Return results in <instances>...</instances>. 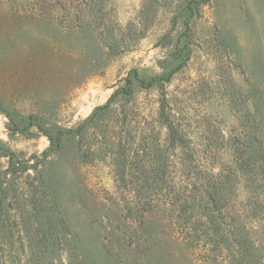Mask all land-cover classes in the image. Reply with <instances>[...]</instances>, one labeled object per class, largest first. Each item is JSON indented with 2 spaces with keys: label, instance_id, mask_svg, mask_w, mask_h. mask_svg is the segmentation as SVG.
<instances>
[{
  "label": "rangeland",
  "instance_id": "obj_1",
  "mask_svg": "<svg viewBox=\"0 0 264 264\" xmlns=\"http://www.w3.org/2000/svg\"><path fill=\"white\" fill-rule=\"evenodd\" d=\"M97 1L106 16L87 0H0V264H195L161 225L129 219L115 184L126 140L167 146L166 99L190 148L224 154L264 264V0ZM129 80L133 96L112 99ZM45 130L80 134L50 152ZM249 136L255 194L234 154Z\"/></svg>",
  "mask_w": 264,
  "mask_h": 264
},
{
  "label": "trees",
  "instance_id": "obj_2",
  "mask_svg": "<svg viewBox=\"0 0 264 264\" xmlns=\"http://www.w3.org/2000/svg\"><path fill=\"white\" fill-rule=\"evenodd\" d=\"M83 6L86 13L89 10L90 13L95 12V16H106L101 13L104 7L97 0H87L80 8ZM103 18L101 21L107 23ZM172 75L163 76L159 81L154 79L148 87L160 85L165 91ZM134 78L138 79V75L135 74ZM133 88L129 80L127 87L117 90L112 99L120 95L133 96ZM107 107L98 110H106ZM158 111L167 130V146L164 147L153 134L134 137V141L126 140L122 155L125 161L114 174L116 189L123 188L131 194V207L127 211L129 219L140 225L146 221L161 225L195 264H257L259 248L250 242L248 229L239 223L235 212L238 204L236 177L223 163L224 154L214 148H190L192 137L185 133L183 123L167 99L161 102ZM44 134L50 140V152H55L62 147L67 135L80 132L60 131L59 136H55L45 130ZM246 139L238 140L234 154L242 169L252 176L250 191L255 194L257 185L253 177L260 167L252 141L257 142V139L254 136ZM131 151L134 156H131ZM132 192H135V197ZM138 231L135 230L136 233ZM144 235L145 244L149 246L151 236L147 230ZM66 261L62 264H71V260Z\"/></svg>",
  "mask_w": 264,
  "mask_h": 264
}]
</instances>
